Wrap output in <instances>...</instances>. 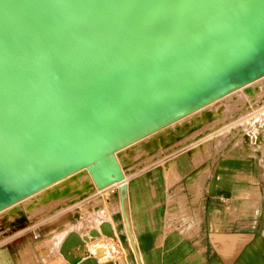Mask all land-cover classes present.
<instances>
[{
    "label": "bare ground",
    "instance_id": "6f19581e",
    "mask_svg": "<svg viewBox=\"0 0 264 264\" xmlns=\"http://www.w3.org/2000/svg\"><path fill=\"white\" fill-rule=\"evenodd\" d=\"M241 1L0 0V202L13 198L0 206V236L17 208L43 219L72 195L103 192L106 179L125 194L129 178L172 146L190 147L198 165L201 124L222 149L223 119L264 95V0ZM120 60L95 78L80 74ZM166 163L170 183L181 175ZM97 230L114 238L109 222Z\"/></svg>",
    "mask_w": 264,
    "mask_h": 264
},
{
    "label": "crops",
    "instance_id": "0c3cea01",
    "mask_svg": "<svg viewBox=\"0 0 264 264\" xmlns=\"http://www.w3.org/2000/svg\"><path fill=\"white\" fill-rule=\"evenodd\" d=\"M260 124L253 133L260 131L261 141L224 147L212 162L192 160L194 168L205 166L190 180L178 162L180 179L170 183L157 172H141L129 178L125 194L95 193L1 239L0 264H264V120ZM105 221L118 258L101 235L81 252L73 245L64 257L72 233L86 236ZM69 255L79 258L71 262Z\"/></svg>",
    "mask_w": 264,
    "mask_h": 264
},
{
    "label": "rangeland",
    "instance_id": "374dc122",
    "mask_svg": "<svg viewBox=\"0 0 264 264\" xmlns=\"http://www.w3.org/2000/svg\"><path fill=\"white\" fill-rule=\"evenodd\" d=\"M247 1H251V0H242L241 3H244V2H247ZM237 5L238 4L236 3V4H232L231 6H228V8L224 9L221 13H225V12L235 8ZM200 21L202 22V20H200ZM123 62L124 61H121L116 66L120 65ZM251 83H253V82L249 79V80H247V82L239 83V85L240 86H242V85H252ZM254 85H255V87L257 89H259V84L255 83ZM242 106H243V111L238 110V109L231 111L232 112L231 116L225 117L223 119V121L221 122L219 128H218V129H222L221 131H227L225 133V135L223 136V141L225 142L224 147H228V146H231V145H239V144L246 145L248 143V141H251L252 139L258 141L259 138H260L259 141L262 140V138L260 137V131L259 130L261 129V126H262L260 123L262 122V120H264V95H260L259 99L252 100V102H250V101L245 102ZM196 107H197L196 104L195 105L192 104V107L190 109H188V111H190L191 109H194ZM241 107L239 109H241ZM188 111L186 110L185 113H182L180 115H184ZM255 126H256V128L259 129V130H257L259 132H256L257 134L255 133V137H254V133H253L252 130L254 129ZM199 128H200V135L194 137L192 139V141H193V143H197L198 142L199 148L201 150H203L202 153H203L204 156L203 155L202 156L204 158H203L202 161H207V163H208V162H210L213 159L214 154H216L221 149H216L215 150L214 147L212 146V145H214V139L215 138L211 134L214 133V132L210 133V129L203 128V124L199 125ZM213 131H215V130H213ZM206 142L211 145V147H209V149H208V156L209 157H207V158L205 157V152H204V149H203L204 148V144H207ZM172 148H171L172 150L170 149L171 150L170 152H173V155L168 157V159L166 158V156L164 157V155H163V154H166V153H163V154L160 155L161 157L163 156L162 158L160 156H159V158L158 157L156 158V159H159L158 162L151 163L149 165H148V163L147 164H143L144 168H141L139 173L143 172L142 175H146L147 176V175L153 174L154 172H157L158 174L162 175V177H164L165 176L166 167H167V163L166 162L175 160L176 162L179 163V167L180 166L182 167L184 165H185V167H187L186 171H188V174L186 176V179L190 180L192 177H194L195 175L198 174V172L200 171L201 168H203L205 166V163L202 164L200 168H194L191 165V163H192V150H191L190 147H188V146L187 147H182L178 151L176 150L177 147H173L172 146ZM178 156H179L180 159L178 158ZM161 160H164V161L161 162ZM136 174H138V173H136ZM6 182L7 181L5 179H3V182H0V187L4 186L6 184ZM112 185L113 184L108 186L107 187L108 189L105 188L104 190H102L103 192H101V191L98 192V190L93 192V190H91L86 195H82V193L72 195L73 197L71 196L69 199L66 198V201L63 203V206L60 205V207H61V209L67 208V207H69L70 203L74 204L75 202H79L80 199H81V201H85V200L90 198L95 193H97V194H106V195H108V194H110L112 192H118L119 193V191L117 189L118 186L117 185H113L112 186ZM80 195H82L83 198L79 197ZM74 196L75 197L77 196L78 198L77 197L75 198ZM68 202H69V204H68ZM1 205H5V203H3ZM81 208L83 210H86L88 208V205L87 204H82ZM61 209L59 208V210H61ZM18 210H19V212L17 213V215L15 217L19 218V220H17V222L12 223L11 226L8 229L3 230V233L0 236V240L5 238V237H7V235L10 236L11 233L14 234L16 232H19V231L27 229V228H29L31 226H34L35 223L37 222V220L39 218L42 219V217H43V216H40L37 220L36 219L29 220L28 219L29 216H27L23 211H21L22 209H18L17 208V211ZM49 215H52V214L44 215V217L49 216ZM11 221H14V219L11 220ZM26 224L29 227L28 226L25 227ZM13 229H15L14 231H16V232H14ZM10 230H12V231H10ZM9 232H10V234H9ZM109 242L112 244L113 256L118 258L119 257L118 247L113 246L114 243L112 242L111 239L109 240Z\"/></svg>",
    "mask_w": 264,
    "mask_h": 264
},
{
    "label": "water",
    "instance_id": "95a60500",
    "mask_svg": "<svg viewBox=\"0 0 264 264\" xmlns=\"http://www.w3.org/2000/svg\"><path fill=\"white\" fill-rule=\"evenodd\" d=\"M201 20H203V19H201ZM200 21V20H199ZM198 21V22H199ZM203 22V21H202ZM201 22V23H202ZM197 23V22H196ZM196 23H194V24H192V26L194 25V26H196V25H198V24H200V23H198V24H196ZM33 59V58H32ZM121 61H123V60H120V61H117V62H114L113 64H108V63H102V64H96L97 66H95L94 68H90L89 69V71L90 72H86V71H82V72H80V74L82 75V76H84V77H87V78H95V77H97L98 75H100L101 73H105V72H107L109 69H111V68H115V69H117V68H121V66L123 65V63H121L120 65H118V66H116L118 63H120ZM50 62V61H49ZM52 63L51 64H53V65H56V66H58V67H61V68H64V69H68L69 71H70V68H71V66H64V65H62V63H58V62H53V61H51ZM126 63V62H125ZM60 64V65H59ZM192 104H196V103H192ZM192 104L188 107V109H190L191 107H192ZM187 108H185V111L186 110H188ZM182 112H180V114H181ZM178 114V112H176V113H169V115H167L166 116V118H170V117H172V116H174V115H177ZM180 114H178V115H180ZM79 165H80V163L79 162H76V163H73V164H71V165H69L68 167H66V172H69V171H71V169L72 168H74V167H79ZM57 175L58 176H60L61 174L58 172L57 173ZM96 180H97V178H96ZM97 181H99V180H97ZM114 181H116V179L115 180H112V179H106V181H104L103 180V183L104 184H112ZM108 184V185H109ZM3 187V186H2ZM21 194L20 195H24L26 192H25V190L24 189H21L20 191H19ZM19 195V196H20ZM122 198H124V196H122ZM8 199V198H7ZM11 201H13V198H11L10 197V199L9 200H7V201H4L3 200V202H0L1 204H3V203H7V202H11ZM80 201H81V199H80ZM76 203V202H75ZM0 204V206H3V205H1ZM72 205V204H71ZM106 223H108V222H102L100 225H99V229H100V231H102V226L103 225H105ZM127 227H128V223H127ZM101 234H102V232H101ZM98 236H100V233H99V231L97 230V229H92V230H90L89 232H88V237L87 236H83V237H81L80 238V242L79 243H76V244H73L75 247L76 246H78L79 247V251L81 252L83 249H84V245H85V242H87L88 240H92L93 238H95V237H98ZM110 237V236H109ZM111 237H114L113 236V234L111 235ZM74 238H76V234H72L71 236H70V240H67V241H65V245L63 246V249L61 250L62 252H63V255H64V257H66V252H68V250L70 249V247H72L73 245H71L70 246V242L72 241V239H74ZM70 257V256H69ZM79 258V256L77 255V256H75V257H70V258H68V259H70L71 260V262H73V261H75V260H77Z\"/></svg>",
    "mask_w": 264,
    "mask_h": 264
}]
</instances>
